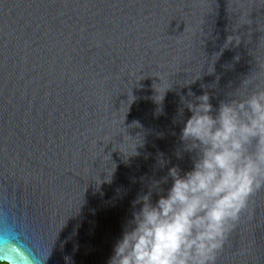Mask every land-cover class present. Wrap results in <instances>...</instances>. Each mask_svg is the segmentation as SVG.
<instances>
[{"label":"water","instance_id":"95a60500","mask_svg":"<svg viewBox=\"0 0 264 264\" xmlns=\"http://www.w3.org/2000/svg\"><path fill=\"white\" fill-rule=\"evenodd\" d=\"M258 84L264 0H0V261L108 264L138 194L193 167L181 97L218 109ZM124 128L143 138L127 158ZM216 264H264V190Z\"/></svg>","mask_w":264,"mask_h":264},{"label":"clouds","instance_id":"9594fccd","mask_svg":"<svg viewBox=\"0 0 264 264\" xmlns=\"http://www.w3.org/2000/svg\"><path fill=\"white\" fill-rule=\"evenodd\" d=\"M233 39L236 36L227 38L228 42ZM248 83L246 78L242 85ZM170 87L171 82L162 94L156 88L158 103ZM239 88L229 93L232 98L221 101L218 109H214L207 91L197 95L189 89L187 97H181L184 107L179 109V116L185 107L191 116L181 129L183 146L176 155L194 152L193 167L183 171L173 165L166 176L151 180L147 192L138 194L132 217L108 264H216L218 252L253 196L264 190V86L256 85L250 94L238 92ZM132 99L129 97V102ZM122 133L124 142L117 147L125 158L138 154L142 135L131 136L125 128ZM167 163L161 154L160 166ZM114 168L106 169L109 176L105 179H110ZM169 178L171 186L165 190L162 185ZM153 192L159 194L155 202Z\"/></svg>","mask_w":264,"mask_h":264},{"label":"trees","instance_id":"16d2710c","mask_svg":"<svg viewBox=\"0 0 264 264\" xmlns=\"http://www.w3.org/2000/svg\"><path fill=\"white\" fill-rule=\"evenodd\" d=\"M0 264H9V263L6 261H0Z\"/></svg>","mask_w":264,"mask_h":264}]
</instances>
